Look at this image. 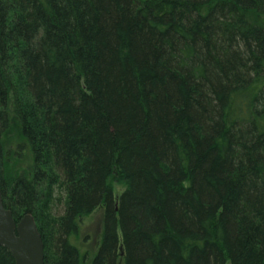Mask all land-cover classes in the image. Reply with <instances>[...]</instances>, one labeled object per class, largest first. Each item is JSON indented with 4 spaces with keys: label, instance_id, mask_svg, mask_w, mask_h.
I'll list each match as a JSON object with an SVG mask.
<instances>
[{
    "label": "trees",
    "instance_id": "16d2710c",
    "mask_svg": "<svg viewBox=\"0 0 264 264\" xmlns=\"http://www.w3.org/2000/svg\"><path fill=\"white\" fill-rule=\"evenodd\" d=\"M0 191L44 264H264V0H0Z\"/></svg>",
    "mask_w": 264,
    "mask_h": 264
},
{
    "label": "water",
    "instance_id": "95a60500",
    "mask_svg": "<svg viewBox=\"0 0 264 264\" xmlns=\"http://www.w3.org/2000/svg\"><path fill=\"white\" fill-rule=\"evenodd\" d=\"M0 248L9 250L15 264H44L45 247L34 217L26 214L18 223L5 209L0 191Z\"/></svg>",
    "mask_w": 264,
    "mask_h": 264
},
{
    "label": "rangeland",
    "instance_id": "374dc122",
    "mask_svg": "<svg viewBox=\"0 0 264 264\" xmlns=\"http://www.w3.org/2000/svg\"><path fill=\"white\" fill-rule=\"evenodd\" d=\"M18 140H19V134L17 128L13 126L11 133L9 134V148H8L10 150L8 156H9V160H11L10 161L11 164L19 163V161H16L18 158V156L16 155V152L18 151V147H17ZM30 163H31L30 160L21 161L20 167L25 168ZM113 189L116 197H118L123 192L124 186L115 183ZM57 196H59V194ZM58 199L60 200L56 202L54 213L56 215H61L63 213V206H62L63 203L61 198ZM102 228H103V210L101 208L97 209L90 216L85 217L80 221L79 234L73 240L76 246L80 249L81 254L88 253L90 254V258L93 256L99 243V239L102 233Z\"/></svg>",
    "mask_w": 264,
    "mask_h": 264
}]
</instances>
